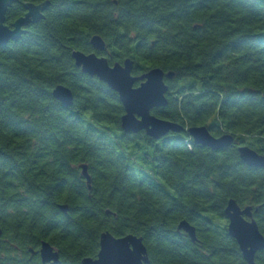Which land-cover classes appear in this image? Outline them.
<instances>
[{"label": "trees", "instance_id": "trees-1", "mask_svg": "<svg viewBox=\"0 0 264 264\" xmlns=\"http://www.w3.org/2000/svg\"><path fill=\"white\" fill-rule=\"evenodd\" d=\"M28 2H48L43 18L0 47V264H44L43 240L59 264H81L104 231L142 237L148 264H249L225 208L231 198L253 206L264 234V168L238 150L264 154V0H17L6 23ZM94 35L111 64L132 58L134 75L174 71L168 104L153 113L184 131L122 129L118 92L72 57L95 51ZM59 84L71 106L54 96ZM198 125L233 144H196L187 130ZM183 219L196 241L178 230Z\"/></svg>", "mask_w": 264, "mask_h": 264}, {"label": "water", "instance_id": "water-1", "mask_svg": "<svg viewBox=\"0 0 264 264\" xmlns=\"http://www.w3.org/2000/svg\"><path fill=\"white\" fill-rule=\"evenodd\" d=\"M17 0H0V47L11 40H18L25 32V26L43 18L48 2L25 3L26 13L18 17L13 23H6V14L9 7ZM95 51L83 52L74 50L72 57L82 71L91 76H97L108 86L117 91L125 113L121 118V127L125 132L146 131V133L160 139L169 132H182L185 127L177 122L159 117L153 113L154 108L168 104L167 92L169 86L166 79L174 77V71L166 72L161 67H153L141 75H134V60L126 58L123 62L111 64L108 58L100 55L99 51L106 48V43L100 35L91 38ZM141 81L139 85H136ZM54 96L65 106L73 104L72 90L63 84L53 90ZM196 144L219 151L229 147L234 142L231 133L215 136L207 125L192 126L188 130ZM241 159L250 166L264 168V154H260L249 145L238 147ZM82 173L91 189L92 179L88 165H82ZM63 211L68 205L61 204ZM228 220V233L236 239L243 258L249 264H256L257 252L264 249V234L253 215V206L242 207L234 198L228 201L225 208ZM178 230H184L193 241L197 240L196 228L188 220L183 219ZM0 229V243H1ZM40 255L44 264H59L60 254L54 245L43 240ZM150 258L143 238L135 234L115 236L110 231H104L100 236V250L96 257H85L81 264H148Z\"/></svg>", "mask_w": 264, "mask_h": 264}]
</instances>
